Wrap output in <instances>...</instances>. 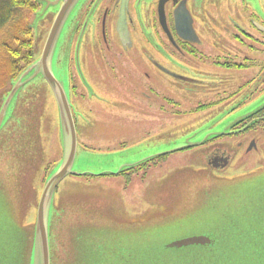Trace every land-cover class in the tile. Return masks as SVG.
Listing matches in <instances>:
<instances>
[{"label":"rangeland","instance_id":"374dc122","mask_svg":"<svg viewBox=\"0 0 264 264\" xmlns=\"http://www.w3.org/2000/svg\"><path fill=\"white\" fill-rule=\"evenodd\" d=\"M6 1L0 0V94L3 91L7 93L0 109V120L4 113L0 133L16 118V102L19 97L22 99V89L30 84L24 88V93L29 94L26 103L38 114V120L41 116L46 120L51 131L50 134L45 133L44 140L53 147L50 155L57 157L59 136L55 131L61 124V112L57 111L55 93L53 98L49 96L48 83L45 80L38 82L42 75L23 85L8 106L6 102L13 87L8 82L13 76L8 73L12 59L19 60V66L25 64L26 67L33 58L41 57L51 25L63 2L48 0L40 3L33 0L12 7L6 19L8 11L2 8ZM84 1L76 3L64 23L53 57L52 69L55 75L57 69L56 78L65 84L69 98L66 69L69 47L66 46L64 56L59 50L65 42L72 18L83 7ZM248 3L264 18V0H248ZM24 25L32 27L30 34H25ZM27 39L32 40L29 49L24 42ZM31 50L33 56L28 59ZM14 51L20 53V57L12 54ZM58 54L63 60L55 69ZM128 56H124L127 63ZM18 65L15 64L14 68L18 69ZM130 66L133 67L132 64ZM120 74H116L113 88L123 93V98L131 101L130 104H135L136 91L128 88L130 81ZM127 77L135 76L129 72ZM161 81L159 79L158 82ZM166 84L159 86L166 87ZM195 87L198 85L185 90L186 96L179 93L180 99H185L179 108L182 111L176 113L174 111L179 109L170 106L168 111L172 114L169 117L163 115L160 127L153 118L148 119L156 113L158 104H144L143 107L150 110H142L144 125L139 129L134 127L132 120L140 112L129 104V119H126L129 125L125 126L124 108L107 115L106 119H99L89 109L87 113L80 112L84 120L82 130L78 132L80 139L72 169L75 173L99 177L69 174L59 183L53 196L49 225L52 264H151L158 259L179 256L183 257L182 264H264V169L258 168L259 165L252 163L250 167L246 166L239 158L225 172H211L209 168H201L204 163L201 164L200 159L195 164L199 150L186 155L176 150L170 152L175 154L164 165L156 164L147 169L137 166L126 175L102 176V173L115 174L123 166H130L143 158L162 155L181 145L195 146L198 142L224 134L239 118L264 104V93L248 99L241 97L216 115H209L206 123L195 126L200 120L192 124L189 120L192 117L183 115L190 113L184 109L195 108L198 103ZM0 98L1 103L2 95ZM159 103L162 104L163 100L160 99ZM71 107L73 109L72 101ZM95 109L101 111L102 108L98 106ZM38 124V128L44 129V123L38 121ZM9 130L5 129L4 133L9 135ZM41 141L42 136L37 141L36 135V155H39V146L43 148ZM60 161L54 164L49 175L57 169ZM17 163H20V157L4 139L0 145V256H3L0 264H26L27 254L32 255L37 207L49 178L48 175L47 179L21 181ZM37 167L40 169L39 165ZM192 173L198 174L191 179L188 174ZM200 234L219 237L216 246H211L210 254L205 253L210 246L183 248L190 250L185 252L166 247L170 240ZM25 244L23 251L12 252V246ZM17 254L24 255L15 257Z\"/></svg>","mask_w":264,"mask_h":264},{"label":"flooded vegetation","instance_id":"af4514ba","mask_svg":"<svg viewBox=\"0 0 264 264\" xmlns=\"http://www.w3.org/2000/svg\"><path fill=\"white\" fill-rule=\"evenodd\" d=\"M82 6L72 18L59 50L64 56L66 46L69 47L66 69L77 133L82 130L84 120L80 112L87 113L88 109L99 119H106L107 115L124 108L126 118L123 125H129L126 121L129 119L128 104L140 112L134 120L131 119L138 129L144 125L142 110H150L143 107L144 104H158L159 109L156 108V113L148 119L153 118L160 127L163 115L169 117L172 114L168 111L170 106L179 109L184 104L185 99L182 101L179 93L186 96L185 90L195 85H198L194 89L199 96H196L198 103L195 108L183 110L190 111L183 114L192 117L190 123L200 120L195 126L206 123L210 116L241 97L248 99L264 93V18L256 8L250 7L248 0H86ZM61 56L57 55L55 69L63 60ZM124 56H128V63ZM35 60L33 58L32 62ZM20 66L25 67V64ZM21 72L10 77L11 86ZM118 72L130 81L128 88L136 91L135 104H130L131 101L123 98V93L113 88ZM129 72L135 77H127ZM159 79L162 81L158 82ZM43 80L48 83L49 96L53 98L55 91L46 77L43 75L38 82ZM59 81L66 90L65 84ZM164 82L166 87L160 88L159 84ZM24 88L22 99L19 97L14 108L16 118L5 128L10 129L9 135L4 133L5 129L0 133V145L7 139V146L20 157L17 168L19 178L25 182L47 179L54 164L63 157L64 144L60 122L55 131L59 136V150L55 155H59H50L53 147L44 138L51 130L43 116L38 120V114L26 103L29 94L24 93ZM2 93L0 109L7 95L5 91ZM57 104L60 113L59 101ZM98 106L101 111L95 109ZM38 121L44 123V129H40V123L38 128ZM39 134L43 148L39 146V155H36L34 140L37 135L39 141ZM79 139L78 133L77 141ZM196 150L200 152L195 164L200 159L201 164L204 163L201 168H209L211 172H225L239 158L246 166L253 163L264 169V104L239 118L224 134L176 152L186 155ZM174 154L149 157L142 163L122 167L118 174L102 176L126 175L137 166L147 169L156 164L164 165ZM197 174L188 176L192 179ZM72 176L99 177L92 174ZM30 257L31 254H27L26 264Z\"/></svg>","mask_w":264,"mask_h":264},{"label":"water","instance_id":"95a60500","mask_svg":"<svg viewBox=\"0 0 264 264\" xmlns=\"http://www.w3.org/2000/svg\"><path fill=\"white\" fill-rule=\"evenodd\" d=\"M48 0H38L40 3L47 2ZM60 1V0H58ZM79 0H65L60 11L57 13V17L55 18L53 24L51 25V30L48 34V38L44 45V50L40 58L31 63L27 68H25L17 79H14L13 87L9 92V100H7L6 105L8 106V102L14 97L18 91L21 89L23 85L30 82L34 77L38 75H44L46 79L50 82L53 91L56 93L57 100L60 105L61 112V123H62V140L64 144L63 150V158L56 170H54L47 179L44 190L39 198V204L37 207V215H36V225H35V235H34V245L32 250V255L30 259V264H52L51 263V252H50V215L52 211L53 204V196L58 189V185L61 181H63L69 174H88V173H75L73 172V162L76 156L77 150V139L78 133L76 131V122H74V114L71 107V101L68 97L67 91L63 90L61 82L56 78V75L52 69L53 66V57L56 51V45L59 39V35L62 32V28L67 19L71 16L73 8ZM4 116V113L2 114ZM3 116L0 120V127ZM202 143V142H201ZM196 143V144H201ZM191 146V145H190ZM194 146V145H192ZM189 147L188 145H181L176 147L174 150L166 151L162 155L170 152H175L176 150H180L183 148ZM145 160H139L134 162L132 165H136L142 163ZM125 167V166H123ZM122 169V168H121ZM120 173L117 172L115 174ZM106 174V173H102ZM219 237L213 235H189L187 237H182L179 239H173L166 243V247L173 248V251L185 252L190 250H183V248L190 247H207V246H216ZM26 244L17 246H12V252L18 253L19 251H23L25 249ZM211 248H206L205 253L210 254ZM178 249V250H176ZM195 250V249H192ZM21 256L24 254L14 255L15 257ZM184 256V255H183ZM3 259V256H0V261ZM183 257H169L165 259H158L153 261L151 264H182Z\"/></svg>","mask_w":264,"mask_h":264},{"label":"trees","instance_id":"16d2710c","mask_svg":"<svg viewBox=\"0 0 264 264\" xmlns=\"http://www.w3.org/2000/svg\"><path fill=\"white\" fill-rule=\"evenodd\" d=\"M31 1H33V0H7L5 3H4V5L2 6V8L7 12L8 11V13L6 14V19H8L9 18V13L11 12H9V10H11V8L12 7H18L19 5H24V4H27V3H29V2H31ZM24 28H26V30H25V34L26 35H28V34H30V32L32 31V27H29L28 25H24ZM31 45H32V40L31 39H27V40H25V46H26V48L28 47V49L29 48H31ZM33 50V49H32ZM30 51L31 52V54L30 55H28V59L29 58H31L32 56H33V51ZM29 51V50H28ZM15 53V51L12 53V54H14ZM20 53H15V55L16 56H18ZM27 54H28V52H27ZM19 57H20V55H19ZM34 62V61H33ZM32 63V62H31ZM18 65L19 64V60H17V59H12V63H11V66L9 67V72L8 73H10V75H13V76H15L16 75V73L18 74V73H20L21 72V69H25V67H23V66H19V70L15 67L14 68V65ZM29 65H31L30 64V61H29V63H28ZM28 65V66H29ZM27 66V67H28ZM26 67V68H27ZM23 69V70H24ZM22 70V71H23Z\"/></svg>","mask_w":264,"mask_h":264}]
</instances>
